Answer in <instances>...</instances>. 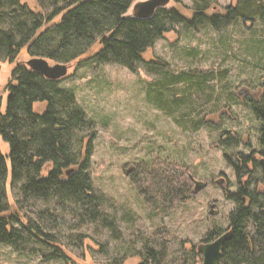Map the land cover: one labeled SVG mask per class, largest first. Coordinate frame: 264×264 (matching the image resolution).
<instances>
[{
	"label": "rangeland",
	"instance_id": "obj_1",
	"mask_svg": "<svg viewBox=\"0 0 264 264\" xmlns=\"http://www.w3.org/2000/svg\"><path fill=\"white\" fill-rule=\"evenodd\" d=\"M238 1L213 0L214 8L207 15L224 14L226 7ZM20 4L36 14L48 11L46 0H20ZM133 5L128 16L133 15ZM165 9H176L189 20L195 14L193 0H171ZM98 49L95 45L72 62L67 76L57 84L74 92L77 105L92 122V130L78 132L76 140L83 141L77 149L85 155L91 131L95 133L88 173L94 194L102 200V216L90 222L79 216L76 207L55 210L51 203L41 202L39 210L49 209L56 218V222L48 218L42 223L49 243L33 238L23 244L22 251L0 244V264H198L202 255L194 257L192 248L213 231L218 233L214 240L219 238L230 226V213L238 207L230 199L238 191L231 164L237 163L236 153L260 148L258 123L240 106L234 90L255 88L264 80V23L236 20L218 30L208 25L199 30L179 26L146 51L137 71L98 64L92 59ZM33 56L24 48L15 58H0V113L6 110L16 63L26 64ZM155 61L166 64L172 74L184 70L202 74V89L194 85L193 91H185L183 83L177 84L173 88L176 109L166 112L173 109L167 96L175 80L169 76L160 86H151L149 80L161 78L154 70ZM181 75L183 81L192 76ZM36 109L41 111L43 105L38 103ZM224 132H240L251 146L223 145ZM0 149L10 154L1 135ZM157 158L187 168L193 178L192 191L195 180L208 186L185 204L153 212L140 197L133 174L136 167L150 165ZM261 173L253 174L260 179L253 188L260 193L264 192ZM221 177L226 178L227 187L218 183ZM18 199L16 188L10 200ZM212 203L216 214L210 213ZM27 209H33V204ZM55 253L66 255L69 261Z\"/></svg>",
	"mask_w": 264,
	"mask_h": 264
},
{
	"label": "trees",
	"instance_id": "obj_2",
	"mask_svg": "<svg viewBox=\"0 0 264 264\" xmlns=\"http://www.w3.org/2000/svg\"><path fill=\"white\" fill-rule=\"evenodd\" d=\"M46 1L48 11L36 14L21 6L20 0H0L1 59L15 58L27 48L33 57L70 66L99 45L92 57L98 64H118L137 71L145 61L146 51L179 26L199 30L208 25L218 30L236 20L264 23V0H239L226 7L224 14L212 16L207 15V10L214 8L210 5L213 0H193L195 14L191 20L176 9L165 8L158 9L149 19L128 16L131 6L139 0ZM155 64L154 70L161 78L149 80L151 86H160L169 76L175 80L167 96L173 109L166 112L176 109L173 88L177 84L183 83L185 91H193L194 85L202 89V74L185 70L172 74L166 64ZM184 72L192 76L183 81ZM13 74L15 80L8 86L6 110L0 113V135L10 146L9 155L0 149V244L22 251L23 244L33 238L49 243L44 239L48 235L42 223L48 218L56 222V218L49 209L39 210L41 202L51 203L55 210L71 211L76 207L83 220L96 222L102 216V200L94 194L88 173L95 133L91 131L85 155L77 149L83 142L76 140L78 132L92 130L93 125L77 105L74 92L59 88L57 81L27 65L16 66ZM38 103L43 105L41 111L36 109ZM256 113L263 121L264 144V102ZM229 134H222L223 145L236 144L237 140ZM243 158L242 168L236 166L238 180L242 182L240 190L230 194L238 207L230 213V226L224 232H230L231 238L224 245L222 264H264V194L253 188L260 181L253 176L259 172L257 162L249 179L241 181L251 157ZM156 160L136 167L133 174L136 189L146 205L153 212H160L188 202L193 195V178L187 168ZM69 170L72 171L67 174ZM16 188L19 199L11 201ZM30 203L33 214L27 211ZM217 234L213 231L205 242L214 241ZM196 247L191 250L194 257L200 255ZM55 256L69 261L66 255Z\"/></svg>",
	"mask_w": 264,
	"mask_h": 264
},
{
	"label": "water",
	"instance_id": "obj_3",
	"mask_svg": "<svg viewBox=\"0 0 264 264\" xmlns=\"http://www.w3.org/2000/svg\"><path fill=\"white\" fill-rule=\"evenodd\" d=\"M171 0H139L133 5L134 18L149 19L152 18L156 11L160 8H166ZM29 69L39 72L44 77L51 80H59L67 76L70 66L66 64H51L47 59L42 57H32L26 62ZM2 65L0 64V71ZM263 167L264 177V160L261 161ZM69 170L67 174H70ZM208 186L207 182L199 180L194 181L193 194H197ZM215 203L210 205V213L216 214L217 211L213 210ZM231 238L230 232H226L219 238L211 242H202L197 245V251L202 255V261L198 264H222L223 248L225 243Z\"/></svg>",
	"mask_w": 264,
	"mask_h": 264
},
{
	"label": "flooded vegetation",
	"instance_id": "obj_4",
	"mask_svg": "<svg viewBox=\"0 0 264 264\" xmlns=\"http://www.w3.org/2000/svg\"><path fill=\"white\" fill-rule=\"evenodd\" d=\"M21 65L26 66V64L24 62H17L16 63V66H21ZM234 91H235L234 94H236L237 98L239 99L240 106L247 108L252 113L253 117L255 118V120L258 123L257 131L259 132V145H260V148H255V149L253 148V149H251V151L249 153H244V152H237L236 153L235 158H236L237 164L233 165V166H234V169L236 172V177H237V182H238L237 187H238V191H239L240 190V184H242V182H240L238 180L239 175L237 173L236 166H240L242 168L244 156H250L251 157L250 162H248L245 165V167H247L246 168L247 170L244 173V175H245L244 177L252 174V172H253L252 166L255 162H257L258 170H260L262 172L261 173L262 179L264 181L263 167H262V163H261V161L264 160V144L262 142L263 121L256 113L260 109V107L263 105V102H264V80L260 81L259 84L257 85V87H255V88L243 86V87H239L237 90H234ZM225 133H230L232 135L233 139L237 140L235 145L243 144L247 148H249L251 146L249 141L244 142L243 135L240 136V132H225ZM222 134H224V133H222ZM246 136L249 138L248 134H246ZM241 181H243V178ZM218 183L224 185L225 187H227L226 185L228 184V183H226L225 177H221L220 180L218 181ZM227 191H228V189L225 190V193L228 195ZM258 193H260V192H258ZM261 194H264V192H262Z\"/></svg>",
	"mask_w": 264,
	"mask_h": 264
}]
</instances>
